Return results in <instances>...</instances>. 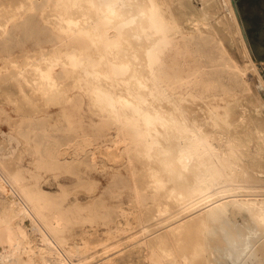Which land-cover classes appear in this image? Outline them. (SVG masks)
I'll return each instance as SVG.
<instances>
[{
    "label": "bare ground",
    "instance_id": "bare-ground-1",
    "mask_svg": "<svg viewBox=\"0 0 264 264\" xmlns=\"http://www.w3.org/2000/svg\"><path fill=\"white\" fill-rule=\"evenodd\" d=\"M43 2L31 27L36 45L20 41V48L0 52V57L15 62L26 83L31 79L42 103L60 105L57 112L49 106L42 108L47 120H64L71 136L81 137L73 149L69 144L49 148L51 162L91 155L96 143L112 139L122 149L112 153L122 155L118 160H123L127 169L138 217L144 216L150 202L154 203L151 209L157 211L154 215L159 216L157 231L147 223L139 229L141 234H129L142 240L138 246L146 250L147 264H224V253L233 255L236 264L245 249L255 244L250 238L241 245V239L249 236L247 230H259V238L264 237V199L247 193L248 187L264 177V128L246 123L245 127L238 121L237 108L229 103L232 87L220 77L223 70L233 65L238 68V63H224L203 53L192 34L214 31L200 24L187 27L186 21L193 19L183 18L171 0ZM3 30L6 26L0 27V33ZM20 56L26 65L18 63ZM221 63L227 67L217 68ZM30 66L32 72H28ZM86 107L100 119L86 123ZM110 128L115 129L114 134L107 130ZM1 160L0 187L32 218L42 243H30L24 229L20 234L9 218L0 214V254L4 251L8 257L13 250L31 264H97V255L88 252L95 243L92 238L83 235L80 241L69 231L74 220L90 216L84 212L88 205L57 201L58 194L47 188L25 187L19 173L9 172ZM58 183L63 190V182ZM239 214L244 216L243 224L238 223ZM152 230L153 234L147 233ZM116 245L104 241L103 252L109 253ZM251 257L246 264H264V238ZM113 262L105 257L99 264Z\"/></svg>",
    "mask_w": 264,
    "mask_h": 264
},
{
    "label": "rangeland",
    "instance_id": "rangeland-1",
    "mask_svg": "<svg viewBox=\"0 0 264 264\" xmlns=\"http://www.w3.org/2000/svg\"><path fill=\"white\" fill-rule=\"evenodd\" d=\"M171 3L180 10L183 18L189 17L193 19V21H186L188 22L186 23V25L188 24L187 27H198L200 24L203 28H208L211 31H214L208 32L205 30L202 33H199L200 30H196L194 35L192 34L194 43L202 48L204 51L203 53L211 54L219 61H224V63L227 61L231 64L235 61V63H238V68H235L233 65L231 66L232 69L223 70L220 76L223 82L228 83L230 87H232V90L230 91V94L232 93V100L229 101V103L233 104L234 108H237L235 110L237 111L238 121H241L245 127H247L248 124H250L248 127H251L252 124L253 127L256 125L261 126L262 124V127L264 128V64L262 62L242 0H237L239 11L236 10L237 6L233 0H171ZM43 6V0H0V21L2 20L0 27L3 28V26H6V30H3V32L0 33V52L2 54H7L10 50L12 51L14 49L13 47H15V49L16 47H19L21 44L20 41H25L26 44L30 46L36 45L34 43L36 40L35 33H32V29L34 28L33 23L35 22L34 17L37 16ZM22 11L24 12L22 13ZM18 14L20 16H18ZM53 16L56 15L54 14ZM197 21L200 22L197 23ZM243 26L246 29L248 38L244 35ZM25 28L27 29L25 30ZM13 43L15 46H13ZM10 45L12 46L10 47ZM244 45H247L249 52L246 51V47L244 48ZM222 47L224 50L226 49V52L222 49ZM18 51L19 50H16L14 52L15 54L11 53L10 55H16ZM221 53L224 54V59L226 58V61L222 59ZM249 55L254 62L257 63V65H254L253 61V64L251 65L252 62ZM17 61L21 65H26L25 60H23V57L21 56L17 58ZM14 63L15 62L10 61L9 58L0 57L1 161H3V163L8 167L9 172L13 174H16V172L19 173L25 187H35L37 190L47 188L50 189L52 193L58 194L57 199H55L57 201L63 200L66 204L78 201L83 205H88V208L85 209L84 212H87L90 216L86 217L85 220L79 218L74 220L69 231L70 233H74L75 238L77 237L76 239L80 241L83 239V235H86L85 237L90 239L92 238V241L95 243H93V246L88 250V252L91 251L94 252V255H97L94 259H97V264L102 262L105 257L111 258V262L114 261L111 264H141L142 262V264H147V259L145 258L146 250L142 251L138 246L141 244L142 240L140 237L131 238V235L129 234H135V232L136 234H141L142 231L140 232V230L144 224L148 225L147 223L150 224L149 226L150 228L152 227L151 229L154 227V230H156L157 227H160L159 222H157L159 216L154 215L157 211L155 212V207H152L151 209V206H153L152 204L154 203L150 202L147 205L148 207L146 208V211H143L142 213L144 216H142L141 219L138 217L135 207L133 206L132 190L128 185L129 181L127 180V169L123 160H118L122 159V155L114 156L112 153L114 150L117 153L122 152V149H119L120 147H118V143L116 144L112 139H110L107 143H105V141L96 143L97 147H94V153L92 152L93 154L91 153V155L87 156L83 153L79 154V157L72 158L64 163L63 160L52 163L50 160L51 157H49L47 151L49 148L59 144L63 146L69 144L70 148L73 149L75 147V141L77 139L80 140L81 137L74 138L71 136L70 132L66 128V121L63 120L57 123L47 120L46 117L42 115V108L49 106L50 110L57 112L60 105H47V103H42L44 100L40 93L34 92V86L31 79H26V81H28V83H26V76L16 69ZM217 66L219 69L227 67V65L222 63ZM32 71L33 68L30 66L28 72ZM218 92L220 93L221 91L218 90ZM233 97L236 99L238 98V100L233 99ZM35 98L38 101L35 100ZM232 101H234V103H232ZM238 101L241 103L238 104ZM95 113L96 112L93 113V111L87 107L85 108L84 114L86 123H88V121L92 118L94 121H98L100 119V116ZM107 130L111 132V134L115 133L114 128ZM88 133L92 136L90 131ZM100 138L101 137L95 139V141H98ZM18 168H21V170L18 171ZM113 173L115 175H113ZM58 180L63 182V190L62 187H60ZM257 182L260 183L258 184ZM94 184L95 186L93 187ZM255 184L256 185L252 188L248 187V190L246 189L247 193H250V197L253 196V198L259 197L260 199H264V177L262 180L256 181ZM251 189L255 192V194H253L254 192H250ZM246 190H244V192ZM257 190L263 195L259 194ZM256 193L260 196H256ZM245 195L248 196L247 194ZM151 211H153V213ZM247 211V209L244 210V212ZM76 212L77 211H75V213ZM187 212L188 211L185 213L187 214ZM194 212L193 214L197 213ZM0 214L9 218L13 225H15L18 232L20 231V234L24 232V236L30 241V243H42L41 233L36 224L32 221V218L26 212L21 211L20 203H18L15 198H13L1 187ZM190 214L188 213V215L185 216V219H187L189 215V217L192 216L191 211ZM147 217L150 220H147ZM244 221V216L239 214L238 223L243 224ZM155 223L157 225H155ZM83 228L86 229V231H82ZM154 230L151 232L147 231V233L153 234V232H155ZM246 232H249V236L241 239L243 240L242 244L241 240H239L238 243L236 242L237 245H243L245 239L250 238L251 242L255 244H252V246H250L251 248L248 246L245 249V251H247H244L245 253L242 255L243 257L241 256L236 259V264H246L247 261L251 260V252L256 249L260 240L264 238H259V230L258 232H251L247 230ZM256 234H258V237ZM94 239L97 241H94ZM104 241H108L111 245H116L115 242L120 244L116 245V247L118 246L117 248L112 246L110 248L111 250L109 249V253L106 252V254L103 252ZM231 247L233 250L235 249L234 245ZM102 252L105 254H102ZM1 253L2 254L0 255L2 256L4 251ZM218 253L220 252L216 251V255ZM6 254L7 253H5L2 257L0 256V264H31L23 257H20L16 251L12 250L11 254L13 256L10 254L11 256L7 257ZM212 255L215 254L212 253ZM219 255H221V253ZM223 256H226V258H224L226 259V263L229 262L230 264H234L232 263L234 262V260H232L234 259L233 255L230 256L229 253H224ZM222 257L220 258L223 260ZM229 258L232 259L230 260ZM240 258H242V260H239ZM244 258H246V260ZM225 261L223 260L224 264H226Z\"/></svg>",
    "mask_w": 264,
    "mask_h": 264
},
{
    "label": "water",
    "instance_id": "water-1",
    "mask_svg": "<svg viewBox=\"0 0 264 264\" xmlns=\"http://www.w3.org/2000/svg\"><path fill=\"white\" fill-rule=\"evenodd\" d=\"M237 6V0H233ZM262 62L264 64V0H242ZM236 10L239 11L238 6ZM244 35L248 38L245 27Z\"/></svg>",
    "mask_w": 264,
    "mask_h": 264
}]
</instances>
